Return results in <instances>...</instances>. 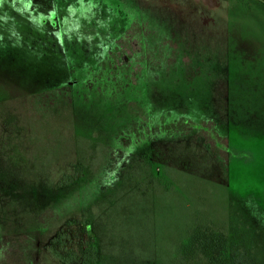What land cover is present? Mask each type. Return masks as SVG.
I'll use <instances>...</instances> for the list:
<instances>
[{
    "label": "rangeland",
    "instance_id": "rangeland-1",
    "mask_svg": "<svg viewBox=\"0 0 264 264\" xmlns=\"http://www.w3.org/2000/svg\"><path fill=\"white\" fill-rule=\"evenodd\" d=\"M205 228L264 263V0H0V264Z\"/></svg>",
    "mask_w": 264,
    "mask_h": 264
},
{
    "label": "trees",
    "instance_id": "trees-1",
    "mask_svg": "<svg viewBox=\"0 0 264 264\" xmlns=\"http://www.w3.org/2000/svg\"><path fill=\"white\" fill-rule=\"evenodd\" d=\"M32 10L34 9L28 8L26 12L22 11L20 14H28ZM68 182L66 181V183ZM208 230V228H205V230L198 229L193 233L190 241L193 257L198 259V264H264L257 259H250L249 253L242 245H237L236 241L225 242L223 235L222 237H211L206 233ZM206 242L210 243L208 249ZM206 250L209 254L207 262L204 261L205 257L202 256L205 255ZM47 251L52 259L64 264H83L92 262L97 257L96 247L92 244L87 249L81 250L80 253L78 251L76 254L74 252L62 254L49 247Z\"/></svg>",
    "mask_w": 264,
    "mask_h": 264
}]
</instances>
